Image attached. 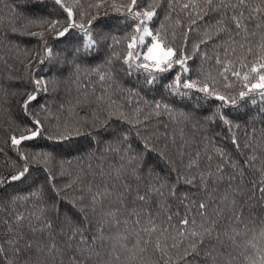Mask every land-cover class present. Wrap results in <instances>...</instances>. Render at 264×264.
Returning <instances> with one entry per match:
<instances>
[{"label": "snow or ice", "instance_id": "snow-or-ice-1", "mask_svg": "<svg viewBox=\"0 0 264 264\" xmlns=\"http://www.w3.org/2000/svg\"><path fill=\"white\" fill-rule=\"evenodd\" d=\"M45 3L46 0H32L33 6ZM51 3L66 14L64 21L52 18V13L37 16L10 9L13 15L7 18V23L14 34L41 40L40 64L56 55L45 33L60 40L77 30L81 43L70 55L72 67L78 72L81 66L75 61L93 54L108 37L93 34V22L98 19V13L85 23L84 13L75 12L66 0H51ZM167 3L171 9L173 0ZM102 5L103 0H100L92 7L98 9ZM160 6V0L147 8L141 7L138 0L119 7L112 5L125 17V22L132 21V24L131 32L125 37L126 53L121 57L113 52L107 63L120 61L125 74H143L148 86L178 66L172 82L165 85L166 91L180 98L202 94L198 100L220 101L215 111L205 118L206 122L219 120L232 132L234 125L223 109L238 108L239 102L247 97H251L252 104H256V95L264 99V34L256 45L257 63L243 75L240 71L231 72L233 77L243 81L244 90L239 92V99L220 94L214 80L190 78L187 62L197 53L207 59V53H201V46L209 45L224 34L228 36L221 42L225 56L229 54V47L224 45L235 44V37L241 34L244 43L238 46L244 49L247 45V53L252 55L250 38L257 35V30L264 29V0L256 5L250 0H187L180 9L188 23L176 20L177 26L184 28V44L180 49L159 31L153 33L148 27ZM213 13L220 16L215 23L205 19ZM17 19L25 21L20 28L15 26ZM4 24L5 17L0 16V27ZM202 24L201 38L191 44L189 53V36L194 32L199 34ZM249 25L254 28L250 29ZM28 26L40 31H28ZM146 37L151 38L149 43ZM235 52L236 48L231 47V54ZM215 61L222 65V75L227 80L230 61L223 62L218 54ZM30 65L31 62L25 67ZM93 71L99 74L101 82L114 79L113 71L100 72L99 68ZM48 83L43 77L29 73L31 90L22 93L19 119L12 120L15 127L8 131L4 141L6 147L0 146V157L5 158L0 165V213H3L0 215V256H8L9 250L11 252L6 264H152L145 256L149 249L153 256H158L154 264H264V219L260 220L257 231L255 224L249 227L244 216L246 206L253 200L264 208V162L257 167L260 155L251 143L255 129L243 146L234 134L231 136L237 153L235 158L217 148L218 162L213 166L212 155L205 154L202 160L200 151H190L193 144L183 129L170 130L169 124L160 120L166 116L173 123L181 119L191 121L194 117L190 113L178 111L163 100H144V107H141L139 99L135 100L137 107L127 113L116 100L109 98L107 107L94 111L90 119L72 125L57 121L53 125L50 121L54 117L47 106L39 104L41 93L48 91ZM126 91L131 104L139 93L133 89ZM96 99L103 101L105 96L102 94ZM80 137L89 145L80 158L95 159L99 163L95 169L89 163L84 179L78 176L61 189L49 166L53 154L43 150L29 152L25 142L47 139L53 144L67 143L71 147ZM9 151L15 154V159L8 155ZM108 157L113 162L105 168L103 161ZM160 163L165 165L166 171L159 168ZM249 172L258 173L259 178L245 184ZM88 175L91 180L87 179ZM178 183L187 186L179 197ZM21 185L27 186V191L20 189ZM73 185L79 187V196L65 199L66 189ZM48 191L54 194L53 198L46 195ZM168 197L179 198L184 205L185 214L178 224L172 223L173 214L167 215L165 224L150 210L153 204L163 209ZM22 202H31L33 210L27 215L16 208ZM61 202L69 205L73 213L62 212ZM141 215L148 217L144 224ZM221 218L225 221L223 226ZM249 232L252 233L250 238Z\"/></svg>", "mask_w": 264, "mask_h": 264}, {"label": "trees", "instance_id": "trees-1", "mask_svg": "<svg viewBox=\"0 0 264 264\" xmlns=\"http://www.w3.org/2000/svg\"><path fill=\"white\" fill-rule=\"evenodd\" d=\"M98 2L100 0H66V3L74 7L75 12L82 11L84 13L83 19L85 23L92 15L98 13V19L93 22V34L94 36L96 34H103L108 37L97 46L93 54L89 55L86 59L75 61L81 66L78 72L72 67L73 57L70 55L81 43V35L77 30L72 31L70 34L71 38L64 37L60 40L53 39L50 34L45 33V39L48 40L56 55L54 59L45 60L43 64H40L39 57L43 55L41 40L38 37L30 35L14 34L7 23V18L13 15L10 9H15L17 13H27L37 16L52 13V18L64 21L66 14L58 6L51 3V0H46L45 4L35 6H33L32 0H3V3H0V16L5 17V24L3 27H0V146H5L4 141L7 138L8 131H11L15 127L12 120L19 119V101L24 98L22 93L25 90H31V86L28 84L29 73H31L36 77H43L49 82L48 91L41 93L39 104L47 106L48 111L54 117L50 121L53 125L57 121L61 124L66 122L72 125L82 119H90L94 111L103 110L107 107L109 98L116 100L122 106V110L127 113H131L137 107L135 103L137 99L140 100L139 106L141 107H144V100H163L178 111L190 113L194 119L191 121L181 119L173 123L166 116H162L160 120L169 124L170 130L174 129L178 132L180 129H183L185 136L193 144L190 151H200L202 160L205 159V154L212 155L213 166L218 162L215 156L217 148L224 149L235 158L237 153L231 144V136L234 134L241 142V146H243V143L248 140L253 129H255L256 135L251 139V143L260 155V160L257 161V167H260L261 163L264 162V135H262V130H264V99L256 95V104H252L250 102L251 97H247L244 101L239 102L238 108L228 106L223 109V112L234 125L232 132H229L228 128L219 120H216L214 123L206 122L205 118L210 116L221 102L215 99H210L206 102L198 100L197 97L202 94H193L184 98L170 95L166 91L165 85L172 82L178 71V66L174 67L170 72L162 74L153 85L148 86L145 84L143 74H125L121 70L123 65L120 61H113L111 65L107 63L113 52L118 53L121 57L126 53L127 41L125 37L131 32L132 24V21L125 22V17L117 12L112 5L115 4L117 7L127 5L131 0H103V5L100 8L92 7ZM156 2L157 0H138V4L143 8H147L148 5L155 4ZM185 2L187 0H173L172 8L169 9L167 0H160L161 6L157 9L156 16L148 24L153 33L159 31L161 36L165 37L177 49H180L184 44V28L177 26L176 20L181 19L184 24L188 23V18L184 16L180 9L181 4ZM250 3L256 5L260 3V0H250ZM219 18V14L213 13L205 19L211 23H215ZM257 22L260 21L258 20ZM24 24L25 21L17 19L15 26L20 28ZM64 26H66V22ZM203 28L204 25L202 24L199 34L195 32L190 34L189 53L191 52V44L200 40ZM249 28H254V25H249ZM27 30L40 31V29L33 26H28ZM262 34H264V29L257 30V35L250 38L253 48L252 55L247 53V45L244 49L238 46L239 43H244L243 34L235 37V44L224 45L225 47H229V54L227 56H225L223 47L221 46V42L228 39L227 34H224V36L217 40H213L207 46L202 45L201 53L206 52L208 58H202L201 54L197 53L192 59L188 60V76L192 79L199 78L201 80L207 78L209 82L214 80L216 89L220 94L239 99V92L244 90L242 86L243 81L242 79L233 77L231 72L232 70H236L240 71L243 75L244 72L250 71L253 63H257L256 45L259 43ZM232 35L235 36V33L233 32ZM115 40H118L119 43H114ZM150 41L151 38L146 37V43ZM231 47L236 48L235 55L231 54ZM217 54L223 62L230 61L228 72L226 73L228 76L227 80L222 75V65L216 64L215 57ZM29 62H31L30 67L26 68L25 66ZM97 68H99L100 72L113 71L114 79L101 82L99 74L93 71V69ZM105 89H107L106 93ZM127 89H133L139 93L138 97L133 98V103L131 104H129ZM102 94L105 96V99L98 101L96 98ZM145 111L147 112V108H145ZM41 115L43 116L44 114L42 113ZM237 125L238 127H235ZM124 127H127V125H124ZM19 134V131H17V135ZM25 143L28 145L27 151L29 152L43 150L53 154L54 159L50 161L49 166L57 177L56 184L61 189H64L65 185L71 183L78 176L84 179L89 163H91L93 169L99 163L95 159L89 161L80 158L86 153L89 146L88 141L83 137L74 141L71 147L67 143L53 144L47 139H36ZM247 154L246 151L245 155ZM8 155L15 159L14 153L9 151ZM4 159V157H0V165L4 164ZM240 159L242 160L243 157H240ZM112 162L111 157H108L103 161L104 167L107 168ZM159 168L167 170L163 163H160ZM61 172L63 173L62 175L60 174ZM258 178V173L249 172L245 176V184H248L249 180ZM87 179L91 180V175H88ZM96 179L98 181L99 177ZM172 179H175V173H173ZM42 180L43 176L41 175V182ZM186 187L183 183L177 184L178 197L185 192ZM20 189L27 191V186L21 185ZM7 191L11 192L12 189H8ZM79 194V187L73 185V187L66 189L65 199L77 197ZM46 195L49 198H53L54 196L50 191ZM258 196L259 193H257ZM16 208L26 215L33 210L31 202L28 204L22 202L16 205ZM249 208H251V211L248 210ZM150 210L158 221L165 224H167L166 217L168 214H173V224H178L185 214V208L181 200L171 197L167 198V203L163 209L153 204ZM61 211L73 213L74 210L69 205L61 202ZM176 213H179V215H176ZM0 215H3V213H0ZM244 216L245 222L248 223L249 227L251 228L255 224L258 231L259 222L261 219H264V208L256 200H253L250 205L246 206ZM147 219V215H141L142 224L146 223ZM197 221L199 222V217H197ZM220 223L222 226L225 224L223 218H221ZM171 231L174 234V230ZM251 235L252 233L249 232L248 238ZM5 247L7 248L8 246L5 245ZM145 256L152 264L158 258V256L152 255L151 249H149V252ZM10 258L11 252L9 250L8 256H0V264H6V261Z\"/></svg>", "mask_w": 264, "mask_h": 264}]
</instances>
